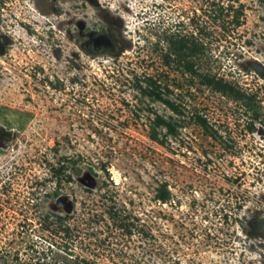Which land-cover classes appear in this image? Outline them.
<instances>
[{
    "label": "rangeland",
    "instance_id": "374dc122",
    "mask_svg": "<svg viewBox=\"0 0 264 264\" xmlns=\"http://www.w3.org/2000/svg\"><path fill=\"white\" fill-rule=\"evenodd\" d=\"M0 107V264H264V0H0Z\"/></svg>",
    "mask_w": 264,
    "mask_h": 264
},
{
    "label": "trees",
    "instance_id": "16d2710c",
    "mask_svg": "<svg viewBox=\"0 0 264 264\" xmlns=\"http://www.w3.org/2000/svg\"><path fill=\"white\" fill-rule=\"evenodd\" d=\"M172 45L174 47V51H176V54L180 62L184 60L183 58L189 55H194L196 53H199L198 45H195L192 49H190V53H186L187 46L183 40L173 41ZM184 66L188 71L194 72L193 69L194 65L192 64V62L186 61ZM148 81H149L148 87L143 89V93L145 95L150 96L155 101H161L162 103L168 105L174 112L178 114L182 113V111H180L179 107L174 102L170 101L169 99L163 96V91L160 89V86H158L156 82L152 80H148ZM202 82L207 86H215L218 89L223 90L225 93L233 91L232 87L224 85L223 82L221 80H218L215 76H210L205 74L203 76ZM237 95H239L240 97L242 96V94L238 91L236 92V96ZM172 119L173 118L167 120L161 116H157L156 120L154 121L155 129L153 130V134H152V138L154 140H159L158 133L156 131V129L158 128H164L166 130L165 137L169 135H176L178 133V128L181 127L180 126L181 124H179L177 121ZM198 120L200 123H202V125L208 126L207 121L204 118L198 116ZM250 129L252 131L255 130L253 124L250 126ZM166 186H167L166 184L162 185L161 189L159 190V194H157V198L163 202H168L171 198V194Z\"/></svg>",
    "mask_w": 264,
    "mask_h": 264
},
{
    "label": "flooded vegetation",
    "instance_id": "af4514ba",
    "mask_svg": "<svg viewBox=\"0 0 264 264\" xmlns=\"http://www.w3.org/2000/svg\"><path fill=\"white\" fill-rule=\"evenodd\" d=\"M85 26V24L83 25ZM122 21L119 24H113L108 26L105 22V26L98 30H87L86 26L82 32V37L85 39V43L88 45V52L107 53L110 55H118L121 52L120 48H124L127 44L122 39L121 27ZM85 30L87 31L85 33Z\"/></svg>",
    "mask_w": 264,
    "mask_h": 264
},
{
    "label": "crops",
    "instance_id": "0c3cea01",
    "mask_svg": "<svg viewBox=\"0 0 264 264\" xmlns=\"http://www.w3.org/2000/svg\"><path fill=\"white\" fill-rule=\"evenodd\" d=\"M9 110H7L6 108L0 107V116L1 114H7L6 112H8Z\"/></svg>",
    "mask_w": 264,
    "mask_h": 264
}]
</instances>
